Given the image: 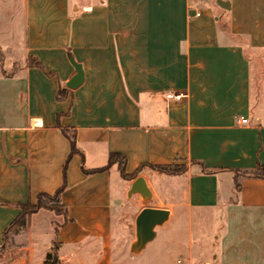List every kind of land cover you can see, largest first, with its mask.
I'll use <instances>...</instances> for the list:
<instances>
[{
  "label": "crops",
  "instance_id": "1",
  "mask_svg": "<svg viewBox=\"0 0 264 264\" xmlns=\"http://www.w3.org/2000/svg\"><path fill=\"white\" fill-rule=\"evenodd\" d=\"M18 2L0 16V264H43L54 244L56 264H116L121 203L145 202L137 177L144 207L166 212L159 259L212 240L218 264H264V178L234 184L264 165V0ZM170 165L185 169H157ZM64 181V215L41 208L4 240L21 204Z\"/></svg>",
  "mask_w": 264,
  "mask_h": 264
},
{
  "label": "rangeland",
  "instance_id": "2",
  "mask_svg": "<svg viewBox=\"0 0 264 264\" xmlns=\"http://www.w3.org/2000/svg\"><path fill=\"white\" fill-rule=\"evenodd\" d=\"M18 11V0H0V16L3 14L10 15L12 13H18ZM252 89H256L254 77L252 78ZM142 197L145 201L144 203L132 197L123 199L120 210L114 218V223L117 225L116 230H118L119 234V242L115 255L116 264H204L206 261H209L211 264H218L217 258L213 257L216 248L212 247V240H209V242L205 240L203 243L194 242L190 245L189 249L181 252L172 251L169 258L159 259L157 255L162 252L163 249L165 250V244L162 242L165 233L164 229L161 227V223H157L153 226V238L144 246L139 247L137 245L134 216L139 208L156 204L150 197H144L143 195ZM54 218L53 215L44 218V233L53 234V227H55ZM204 219V225L208 232H210L209 234H213L217 231V220H212L209 216H206ZM201 223H203L202 220L196 219L193 220L192 226L196 228L197 226H201ZM198 242H200L199 239Z\"/></svg>",
  "mask_w": 264,
  "mask_h": 264
},
{
  "label": "trees",
  "instance_id": "3",
  "mask_svg": "<svg viewBox=\"0 0 264 264\" xmlns=\"http://www.w3.org/2000/svg\"><path fill=\"white\" fill-rule=\"evenodd\" d=\"M56 97L58 99L63 97V91L58 90ZM62 132L68 136L71 144V152L76 151V146H75V135L74 133H67L65 129H61ZM118 159V166L120 169V172L122 173L123 176H126L127 174L124 171V159L118 155L111 153L109 155V160H108V165L116 162ZM157 169L162 172L166 173H181L184 171L185 166L181 165H170V166H158ZM205 171H209L208 169L204 168ZM240 176H250V177H257V178H264V165H258L250 170H235V175H234V184L236 189H239L240 184H239V177ZM65 187V181L63 182L62 186L53 194H47V193H39L36 198V203L33 205L29 204H21L20 205V212L16 216V218L10 223V225L4 230L3 238L4 240L7 239V236L9 233H15L21 229H23L28 222V218L32 213L37 212L39 209H47L50 211H53L55 214H63L64 215V208L61 204L60 201V195ZM58 260L57 257V248L56 245L54 244L52 246V249L50 252L47 253L46 258L43 262V264H56Z\"/></svg>",
  "mask_w": 264,
  "mask_h": 264
},
{
  "label": "water",
  "instance_id": "4",
  "mask_svg": "<svg viewBox=\"0 0 264 264\" xmlns=\"http://www.w3.org/2000/svg\"><path fill=\"white\" fill-rule=\"evenodd\" d=\"M71 62L76 72L66 85L69 88H76L83 80V72L80 64L74 62V60H71ZM130 189L131 191H139L144 197L150 196V190L143 177H137ZM165 214V210L153 207H144L139 211L135 218L137 245L139 247L144 246L153 238V226L159 223L164 218Z\"/></svg>",
  "mask_w": 264,
  "mask_h": 264
},
{
  "label": "built area",
  "instance_id": "5",
  "mask_svg": "<svg viewBox=\"0 0 264 264\" xmlns=\"http://www.w3.org/2000/svg\"><path fill=\"white\" fill-rule=\"evenodd\" d=\"M239 121H240L241 123H245V122L247 121V119H246V118H240Z\"/></svg>",
  "mask_w": 264,
  "mask_h": 264
}]
</instances>
